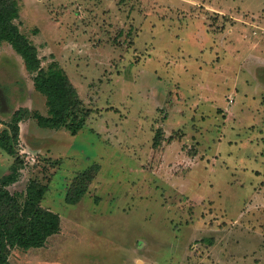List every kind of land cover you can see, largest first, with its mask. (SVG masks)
<instances>
[{
  "label": "rangeland",
  "instance_id": "rangeland-1",
  "mask_svg": "<svg viewBox=\"0 0 264 264\" xmlns=\"http://www.w3.org/2000/svg\"><path fill=\"white\" fill-rule=\"evenodd\" d=\"M16 21L65 69L87 123L28 116L16 152L0 146L10 191L45 184L62 219L14 264H264V0H21ZM19 108L48 112L4 42L0 132ZM85 171L87 193L67 202Z\"/></svg>",
  "mask_w": 264,
  "mask_h": 264
},
{
  "label": "trees",
  "instance_id": "trees-1",
  "mask_svg": "<svg viewBox=\"0 0 264 264\" xmlns=\"http://www.w3.org/2000/svg\"><path fill=\"white\" fill-rule=\"evenodd\" d=\"M20 2L0 0V45L10 43L23 57L27 70L33 75L35 88L45 96L48 112L19 108L13 113L10 127L0 132V146L10 153L16 152L14 143L20 136V122L28 116L33 115L41 126L66 127L72 134H77L87 123L78 90L65 69L57 62L45 67L38 46L16 21L20 17ZM159 133L155 145L160 143ZM15 172L0 179V264H14L10 260L13 248L42 247L62 227L61 215L41 203L47 190L45 184L32 182L23 192L10 191L7 186L16 180ZM93 177L94 172L79 175L70 186L67 202L80 201Z\"/></svg>",
  "mask_w": 264,
  "mask_h": 264
},
{
  "label": "crops",
  "instance_id": "crops-1",
  "mask_svg": "<svg viewBox=\"0 0 264 264\" xmlns=\"http://www.w3.org/2000/svg\"><path fill=\"white\" fill-rule=\"evenodd\" d=\"M213 11L216 12V13H218L219 15L223 14V12H224V10H218V9H215ZM231 17L234 18V21H238L239 20L237 17H234L232 15H231Z\"/></svg>",
  "mask_w": 264,
  "mask_h": 264
},
{
  "label": "built area",
  "instance_id": "built-area-1",
  "mask_svg": "<svg viewBox=\"0 0 264 264\" xmlns=\"http://www.w3.org/2000/svg\"><path fill=\"white\" fill-rule=\"evenodd\" d=\"M230 100H232V98ZM31 158H32V160H34V157L33 156H31Z\"/></svg>",
  "mask_w": 264,
  "mask_h": 264
}]
</instances>
